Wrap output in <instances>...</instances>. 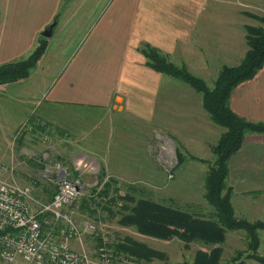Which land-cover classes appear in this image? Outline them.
Masks as SVG:
<instances>
[{"label": "crops", "instance_id": "crops-1", "mask_svg": "<svg viewBox=\"0 0 264 264\" xmlns=\"http://www.w3.org/2000/svg\"><path fill=\"white\" fill-rule=\"evenodd\" d=\"M242 1L0 0V64L27 58L43 38L44 27L55 22L31 73L0 84L3 111L15 125L28 118L31 123L41 121L46 129L69 132L91 145L85 150L98 155L103 171L117 177L151 173L149 145L155 125L178 139L182 160L188 156L187 160L210 161V166L212 146L224 129L210 119L199 92L147 66L142 50L145 45L156 48L207 84L214 83L222 66L239 64L248 50L245 26L255 23L235 8ZM137 66L139 73H134ZM117 96L122 101L115 108ZM228 105L246 120L264 123V65L233 88ZM97 148L100 154L93 152ZM204 149L208 158L198 154ZM228 170L226 187L231 189L235 215L264 222V133H245L241 147L228 160ZM187 208L198 212L193 203ZM231 231L240 232H226L222 255ZM257 233V251L264 256V229ZM71 245L78 248L77 240ZM249 260L257 263L246 258L243 264Z\"/></svg>", "mask_w": 264, "mask_h": 264}, {"label": "rangeland", "instance_id": "rangeland-1", "mask_svg": "<svg viewBox=\"0 0 264 264\" xmlns=\"http://www.w3.org/2000/svg\"><path fill=\"white\" fill-rule=\"evenodd\" d=\"M242 2L238 6L236 5L237 7L235 8L264 15V0H244ZM220 6H226V4H220ZM253 22L256 25L260 24L256 20H253ZM134 73H139V66L134 69ZM168 77L171 81H175L185 87L186 84L184 82L171 76ZM207 82L208 86H213V81ZM3 103L4 99L0 97V179L31 185L34 200L50 199L55 191L52 179L56 175L57 165L61 164L67 175L71 177L80 175L87 183H93L96 179L101 178L108 179L110 185L109 193H114L113 191L116 190L123 194L127 191L128 185L134 184L137 186V191L134 193L136 198H149L186 210L188 209V203H193V206L196 205V210L205 216H208L212 211V207L204 199V176L207 173L204 168L206 165L209 167L208 163L210 161L204 163L193 159L187 160L188 156H184L185 158L182 162L178 163L177 151L180 152L176 143L178 139L175 138L176 140H174L170 134L163 133L158 126L155 125L156 129L153 132L152 139L154 143L152 142L153 145H151L152 143L149 145V150L151 149V158H149L152 160L153 165L151 173L140 178H121L103 171V162L98 158V155H93L85 150L87 146L91 147V145L85 142L82 143L75 137H70L69 132L67 133L65 130L60 132L53 128L46 129L44 126L42 130L48 136V139H44L37 128H29L32 125L28 118L23 119L19 124H13L3 111V106L5 105ZM11 124H13L12 126L15 125V127L10 130L9 126ZM219 129L222 128L219 127ZM29 143L33 146H30ZM43 152H47L45 159L41 156ZM93 152L95 154L101 153L98 148ZM198 154L205 156L204 158H208L209 155L206 150L205 152L200 151ZM143 171L148 172L149 170L143 169ZM169 173L172 174V177H168ZM85 193L86 196L83 195L79 199L78 205L67 207L66 209H72L74 219L79 224L82 232V241H77L78 248L75 249L83 250L90 260V264H98L96 250L99 240L97 237L102 234L110 236L108 249L113 255L116 253L115 249L113 250V244L124 236L133 235L132 237L142 239V242L145 240V243L153 248L166 249L168 264H183V262L192 264L191 261H193L195 251L202 247L208 248L199 241H193L184 247L182 246L183 242L176 237L168 241H160L137 235L133 227L123 228L118 223L119 215L112 214L106 209L108 207L112 211H118L119 208L116 204L107 200L104 203V207H100L101 196L98 192L96 193L92 187H88ZM34 200L33 202L35 203ZM88 221L94 224L96 231L88 227ZM61 227H63L62 223H57L54 226L55 237L60 235ZM239 231L229 232L224 255H221V264L245 263L246 254L252 252V250L249 251L245 247L248 241L246 233L241 234L243 230ZM148 240L149 242H146ZM238 250L241 253L236 255L235 253ZM161 261L163 262L164 260L156 259L153 264H161ZM143 263L145 262L117 258L113 259L112 264ZM247 263L260 264L250 260ZM0 264L23 263L20 261L6 263L0 260Z\"/></svg>", "mask_w": 264, "mask_h": 264}, {"label": "trees", "instance_id": "trees-1", "mask_svg": "<svg viewBox=\"0 0 264 264\" xmlns=\"http://www.w3.org/2000/svg\"><path fill=\"white\" fill-rule=\"evenodd\" d=\"M243 14L258 25L245 26V39L248 45L240 63L233 66L224 65L219 70L213 86L200 77L192 74L183 65H176L158 49L145 45L142 52L147 57L146 65L152 69L176 78L201 94L202 106L209 114L210 119L222 127L216 144L212 146L214 159L204 177V199L212 207V211L205 216L201 212H193L173 207L168 204L149 199L136 198L134 193L137 186L128 185L127 191L121 194L123 205L118 211L108 212L119 215L118 223L122 226L133 227L137 232L153 238L167 240L174 237L185 243L199 241L209 247L208 251L197 250L194 254L193 264H221L226 232L230 230H243L248 238L247 248L252 252L246 254L247 258L264 264V256L258 254L259 237L257 231L264 229L263 221L249 222L237 217L231 203V189L226 187L228 176V160L242 145L246 132L264 133L263 122H253L237 115L228 105V99L233 88L240 82L252 78L264 65V15L249 11ZM46 47L45 38H41L34 51L24 59L0 64V84L15 82L27 77L35 67L37 61ZM178 162L182 156L177 153ZM110 185L106 183L99 192L108 196ZM110 203L114 198L108 199ZM104 207V205H101ZM123 254L129 261L150 262L154 259L164 260L167 263V254L154 249L145 242L136 240L131 236H124L113 244V250ZM241 253L236 251V255ZM237 264H243L237 262Z\"/></svg>", "mask_w": 264, "mask_h": 264}, {"label": "built area", "instance_id": "built-area-1", "mask_svg": "<svg viewBox=\"0 0 264 264\" xmlns=\"http://www.w3.org/2000/svg\"><path fill=\"white\" fill-rule=\"evenodd\" d=\"M31 125L29 128H37L43 138L48 139L41 121L35 120ZM46 155L47 152L42 153L44 159ZM168 177H172V174L169 173ZM108 181L101 178L87 183L80 175H67L64 167L58 164L52 179L54 194L43 201L34 200L31 185L0 179V260L6 263L20 261L23 264H90L85 252L71 245L73 240L82 241V232L72 209L66 208L78 205L79 199L86 196L88 187L99 193ZM113 192L105 197L99 193L101 205L113 197V203L121 208L124 203L121 194L116 190ZM57 223H62L63 227L60 228V235L55 237L53 228ZM88 227L96 231L90 221ZM97 238L98 264H112L113 259L117 258L127 259L123 254L116 252L113 255L109 252V235L102 234Z\"/></svg>", "mask_w": 264, "mask_h": 264}, {"label": "water", "instance_id": "water-1", "mask_svg": "<svg viewBox=\"0 0 264 264\" xmlns=\"http://www.w3.org/2000/svg\"><path fill=\"white\" fill-rule=\"evenodd\" d=\"M55 22L53 21L52 23L48 24L47 26L44 27V29L41 32V35L43 37H50L52 33V29L54 27ZM116 103L114 104V107L116 108L118 106L117 103H120L122 101V98L120 96H117L115 98Z\"/></svg>", "mask_w": 264, "mask_h": 264}]
</instances>
